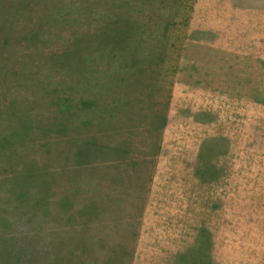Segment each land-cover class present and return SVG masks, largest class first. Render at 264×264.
I'll return each mask as SVG.
<instances>
[{"label":"rangeland","instance_id":"obj_1","mask_svg":"<svg viewBox=\"0 0 264 264\" xmlns=\"http://www.w3.org/2000/svg\"><path fill=\"white\" fill-rule=\"evenodd\" d=\"M0 264H264V0H0Z\"/></svg>","mask_w":264,"mask_h":264}]
</instances>
